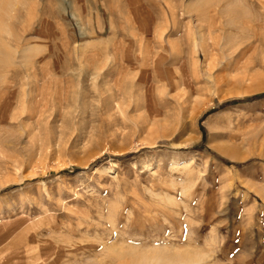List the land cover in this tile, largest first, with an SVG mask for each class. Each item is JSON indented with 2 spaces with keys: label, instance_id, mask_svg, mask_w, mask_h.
<instances>
[{
  "label": "rangeland",
  "instance_id": "1",
  "mask_svg": "<svg viewBox=\"0 0 264 264\" xmlns=\"http://www.w3.org/2000/svg\"><path fill=\"white\" fill-rule=\"evenodd\" d=\"M248 2L0 0V264H264Z\"/></svg>",
  "mask_w": 264,
  "mask_h": 264
},
{
  "label": "bare ground",
  "instance_id": "2",
  "mask_svg": "<svg viewBox=\"0 0 264 264\" xmlns=\"http://www.w3.org/2000/svg\"><path fill=\"white\" fill-rule=\"evenodd\" d=\"M243 1V0H242ZM245 1V0H244ZM247 1V0H246ZM254 4V5H252V4ZM236 4V3H235ZM248 4H251L255 9H261V10H263V11H260V10H258V11H260L261 13H263L264 14V0H249V2H248ZM255 5H257V6H255ZM254 11H256V10H254ZM257 13V12H256ZM255 13V14H256ZM258 14V13H257ZM258 16V15H257ZM264 16V15H263ZM250 19V18H249ZM252 19V18H251ZM253 20V19H252ZM261 20V19H260ZM256 22V21H255ZM258 22V21H257ZM256 22V23H257ZM244 23V25L245 26H247L248 27V29L249 30H251V31H256V26H255V23L254 22H252V21H249V20H246V21H244L243 22ZM258 24V23H257ZM256 24V25H257ZM260 24V23H259ZM258 29V28H257ZM3 50V49H2ZM2 52V51H1ZM9 54V53H8ZM1 55H3L2 53H0V56ZM3 63V62H2ZM184 262V261H183ZM178 264V263H177Z\"/></svg>",
  "mask_w": 264,
  "mask_h": 264
},
{
  "label": "trees",
  "instance_id": "3",
  "mask_svg": "<svg viewBox=\"0 0 264 264\" xmlns=\"http://www.w3.org/2000/svg\"><path fill=\"white\" fill-rule=\"evenodd\" d=\"M257 97H260V96H257ZM102 162V159L101 160H97L94 164H93V166H95V165H98V164H100ZM76 171H79V169H75ZM74 170V171H75Z\"/></svg>",
  "mask_w": 264,
  "mask_h": 264
}]
</instances>
